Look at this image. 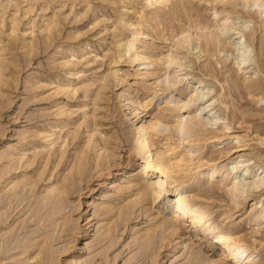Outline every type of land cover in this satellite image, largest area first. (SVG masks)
Listing matches in <instances>:
<instances>
[{
  "label": "rangeland",
  "instance_id": "374dc122",
  "mask_svg": "<svg viewBox=\"0 0 264 264\" xmlns=\"http://www.w3.org/2000/svg\"><path fill=\"white\" fill-rule=\"evenodd\" d=\"M134 1L0 0V264H234L216 242L222 232L264 264V187L229 193L246 183L230 174L233 163L264 168V0ZM247 21L255 60L240 69L232 32ZM198 80L215 109L198 101L180 110L193 96L188 81ZM181 117L203 124L182 136ZM139 134L154 157L180 164L156 202L138 203L148 186L161 190L135 146ZM104 153L107 165L97 160ZM176 189L216 230L185 213L179 221ZM53 195L64 200L51 203ZM161 217L178 219L177 234L159 231ZM152 227L162 235L144 248Z\"/></svg>",
  "mask_w": 264,
  "mask_h": 264
},
{
  "label": "bare ground",
  "instance_id": "6f19581e",
  "mask_svg": "<svg viewBox=\"0 0 264 264\" xmlns=\"http://www.w3.org/2000/svg\"><path fill=\"white\" fill-rule=\"evenodd\" d=\"M136 1V0H135ZM134 1V2H135ZM143 2L145 1L146 3V6L147 7H149V5L151 6V5H153V4H155V3H153L154 1L155 2H157V1H161V2H163L164 3V0H142ZM130 2H132V1H130ZM160 2V3H161ZM159 3V4H160ZM132 4V3H131ZM130 4V5H131ZM133 5V4H132ZM263 5V11H260V12H262V14H264V3L262 4ZM155 6V5H154ZM161 6V5H160ZM144 7V6H143ZM123 19V18H122ZM122 21V20H121ZM123 23V22H122ZM222 23V22H221ZM244 24L243 25H241L240 27L241 28H239V29H236L234 32H232L233 33V35H234V41H233V44H232V50H233V56H234V60H235V63L237 64V66L238 67H240V69H243V68H245V67H248V66H250L253 62H254V60H255V58H254V48H253V46H251L249 43H248V41L246 40V37H245V35L243 34V32L244 31H246L248 28H249V22L247 21V22H243ZM130 25V24H129ZM133 25V24H132ZM225 24L224 23H222L221 25H219L218 26V28H217V30H220L222 33L225 31ZM49 28V27H48ZM210 30V29H209ZM206 31V30H205ZM209 32V31H208ZM185 35V34H184ZM183 35V36H184ZM186 36V35H185ZM184 36V37H185ZM217 41V43L218 44H220V42H221V40L220 39H217L216 40ZM134 49V48H133ZM206 52V51H205ZM115 54V56L117 55L116 53H114ZM115 56L113 57V58H115ZM172 56V55H171ZM112 58V59H113ZM122 58V57H121ZM172 58V57H171ZM170 58V59H171ZM135 60H141V61H145V63H142V64H146V59L144 58V57H142L141 55H138V56H136L135 58H134ZM117 60V59H116ZM115 61V59H113V62ZM134 61V60H133ZM172 61H174V60H172ZM175 62V61H174ZM171 63V62H170ZM172 65V64H171ZM181 66V68H183L185 65H183V64H181L180 65ZM184 70V69H183ZM187 70V69H186ZM113 72V71H112ZM211 75V74H210ZM185 76H186V74H185ZM192 79V78H191ZM169 82V81H168ZM170 83V82H169ZM188 84L190 85V87L192 88V90H191V93L193 94V96L191 97V99H190V101L189 102H187V103H182V105L180 106V110H182V111H186V109L192 104V103H196V102H203L204 101V103H203V105H206V104H208L207 106H205L203 109H204V111H206L205 109H208V108H210V107H213L214 106V101H212L213 100V96L212 97H209V95H210V93H211V89L208 87V85H206L205 84V82L204 81H201V80H198L197 82H195V83H191V82H189L188 81ZM169 85V84H168ZM157 86V85H156ZM76 92V91H75ZM187 101V100H186ZM181 102V101H180ZM215 109V107H213L211 110H209V112H211V111H213ZM201 110V109H200ZM183 117V116H182ZM180 118V120H179V122H178V128H177V131L179 132V133H181L182 134V136H184V135H186V136H188L189 138L192 136V134H191V130L194 128V129H196V130H198V127H199V125H201V124H203V123H201V122H199V121H197V120H195V119H191V120H184L183 118ZM215 120H217V118L215 117ZM157 123H154L152 126H151V129H152V131H155L156 132V130L158 129V127H162V122H158V121H156ZM213 122H214V120L213 119H210V122H207L206 123V125H213ZM215 125V124H214ZM164 126V125H163ZM141 129H143V128H141ZM54 131V130H53ZM137 133V132H136ZM138 133H139V131H138ZM157 133V132H156ZM143 134V133H142ZM157 135V134H156ZM170 138V137H169ZM201 137H198L197 139H200ZM193 141V140H192ZM199 141V140H198ZM203 141H204V139H203ZM205 141H207V140H205ZM28 143V142H27ZM135 146L137 147V149H138V153H139V155L140 156H142V158H143V160L145 161V168L146 169H149L150 170V168H152V171H153V173H155L156 175H157V177H159V181H157V182H159L158 184H159V186H160V188H161V190L160 191H155L154 189H153V186L151 187V189L149 188V186H148V190L150 189L151 191H145V193L144 194H142V196L140 197V199L138 198V203H142V202H146V200H147V198L150 196L152 199H153V201H157V200H159L160 198H161V196H162V194H163V190L165 189V183L169 180H171L172 178L170 177V175L171 174H173V173H175V168L176 167H180V164H178V165H173L172 163H170V161L168 160V159H166V158H162V156L160 157L159 155H156L155 157L153 156V154L151 153V150H150V148H151V146H150V144H149V141H148V138H146V136H144V135H138V136H136V140H135ZM105 151V150H104ZM237 151H239V150H237ZM106 152V151H105ZM87 154V153H86ZM35 155H37V154H35ZM104 157H103V156ZM101 156L103 157H97V160L98 159H101V161H102V163H103V160H104V163H105V165H107V164H109L108 162H110V161H108V160H110V158L109 157H107V156H105V153L104 154H102ZM80 156V155H79ZM83 156V155H82ZM82 156L80 157V159H82ZM86 156V155H85ZM89 156V155H88ZM108 156H111L112 157V154L110 155V154H108ZM5 157H7V156H5ZM242 157V156H241ZM36 158V157H35ZM88 158L89 157H85L84 159H87L88 160ZM90 159V158H89ZM103 159V160H102ZM22 160V159H21ZM79 161V160H78ZM77 161V162H78ZM86 161V160H85ZM184 162L185 160H181V162ZM81 162V161H80ZM80 162H78V163H80ZM97 162H100V160L99 161H97ZM182 162V163H183ZM77 163V164H78ZM84 163V162H83ZM83 163H81V165H83V168H81V166L79 165V170H78V172H79V174H77V172H76V176H78L79 178H80V176L82 175L83 176V174L85 173H83V174H80V173H82V171H84L85 170V164H88L87 162L85 163V164H83ZM101 163V162H100ZM103 163V164H104ZM185 163H186V161H185ZM15 164H16V162H15ZM14 164V165H15ZM32 164H34V163H32ZM31 164V165H32ZM102 164V166H105V165H103ZM11 165H9V167H10ZM30 166V165H29ZM78 166V165H77ZM87 166V165H86ZM98 166V165H97ZM185 166V165H184ZM9 167H7V168H9ZM12 167V166H11ZM14 167V166H13ZM17 167V166H16ZM16 167H14V168H12L11 170H14L15 171V169H17ZM75 167H76V165H75ZM95 167V166H94ZM77 168V167H76ZM75 168V169H76ZM4 169H6V168H4ZM78 169V168H77ZM84 169V170H83ZM88 168H86V170H87ZM8 170V169H7ZM9 170H10V168H9ZM180 170H181V168H180ZM179 170V171H180ZM73 171V170H72ZM71 171V172H72ZM75 172H73V173H75ZM176 172H178V171H176ZM43 173V172H42ZM187 173V172H186ZM233 173H235L234 175L236 176V174H238V173H240L241 174V176L243 177V178H245L244 180L246 181V183H244V185L243 184H237V182L232 186V188L229 190V193H231V195L233 196L232 197V199L233 198H236L237 196L235 195V192H237L238 191V187L241 185V186H243L244 188H247V189H249V190H259V189H261V188H263L264 187V168H257V170H253L252 171V168H250V167H248V162L247 161H239V162H235V163H233L232 165H231V172H230V174H233ZM243 173V174H242ZM1 174V173H0ZM72 174V173H71ZM73 175V174H72ZM40 176H42L41 174H40ZM74 176V175H73ZM81 176V177H82ZM27 177V176H26ZM156 177V178H157ZM173 177V176H172ZM0 178H2V177H0ZM68 179L69 178H72V176H70L69 175V177H67ZM65 179L66 180V182H68V179ZM74 178V177H73ZM72 178V179H73ZM77 178V177H76ZM76 178L75 179H73V181L75 182V180H76ZM79 178H77V179H79ZM171 178V179H170ZM26 179V178H25ZM163 179V180H162ZM173 180V179H172ZM177 180V179H176ZM30 181V179L27 181V182H29ZM34 181V180H33ZM175 181V180H174ZM26 182V181H25ZM27 182H26V185L24 186V187H27ZM35 183H37L36 181H34ZM33 182V183H34ZM70 182H71V180H70ZM176 182V181H175ZM183 182V181H182ZM171 183V182H170ZM17 184V183H16ZM15 184V185H16ZM67 184H70V183H66V186H68ZM21 185V184H20ZM20 185H17V187L18 186H20ZM72 184H70V187H72L71 186ZM181 185V184H180ZM185 185V184H184ZM29 186H31V185H29ZM34 186V185H33ZM65 186V187H66ZM14 187H16V186H14ZM16 187V188H17ZM21 187V186H20ZM70 187H69V189H70ZM147 187V186H146ZM156 187V186H155ZM176 187V186H175ZM57 188V187H56ZM156 188H158V187H156ZM66 189H67V187H66ZM66 189H64L63 188V190L61 191V193L62 192H67L68 193V190H66ZM33 190V189H32ZM55 190V189H54ZM57 190V189H56ZM181 190V189H180ZM18 189H16V191L14 190V191H11L12 192V196H14V199H15V197H20V195H18L17 196V194H18ZM24 191V190H23ZM22 191V192H23ZM58 191V190H57ZM21 192V191H20ZM21 192V194H23ZM56 192V191H55ZM59 192V191H58ZM69 192H70V190H69ZM251 192V191H250ZM32 193H33V191H32ZM51 193H54V191H52ZM51 193H50V195H51ZM60 192H59V194H61ZM175 193V195H174V206H175V214H177L176 215V217L179 219V221H180V214H182V213H185V214H188L189 216H190V222H191V224H193V225H202V226H204V227H206L207 228V230L208 231H211V230H216V227L214 226V225H212L211 224V220L208 218V216L206 215V212H204V211H202V208H200V207H190L191 206V203H190V200H189V198H188V196L186 195L187 193H185L184 191H179L178 189H176V191L174 192ZM9 194H10V192H9ZM20 194V193H19ZM26 194V193H25ZM58 194V195H59ZM24 195V194H23ZM49 195V196H50ZM55 196H56V194H54ZM53 195V196H54ZM57 195V196H58ZM65 195V194H64ZM230 195V194H229ZM230 195V196H231ZM25 197H26V195H24ZM28 196V195H27ZM55 196L53 197V200L55 199ZM56 196V197H57ZM66 196H67V194H66ZM25 197H24V199H25ZM48 197V196H47ZM51 197V196H50ZM149 197V198H150ZM198 197V196H197ZM203 197V196H202ZM62 198V197H61ZM61 198L60 199H56V201H60L61 200ZM17 199V198H16ZM22 198H20V200H21ZM48 199H50L49 197H48ZM51 199H52V197H51ZM151 199V200H152ZM53 200H50L51 201V203L53 202H56L55 200L53 201ZM62 200H64V196H63V198H62ZM235 200V199H234ZM49 201V200H48ZM62 202V201H61ZM61 202H59V203H61ZM135 204L137 203V201H133ZM50 203V202H49ZM132 205H133V203H132ZM47 208V207H46ZM124 208H126V206L124 207ZM127 209V208H126ZM132 210V209H131ZM129 211V210H128ZM127 211V212H128ZM121 212H122V210H121ZM50 213V212H49ZM129 213V212H128ZM126 214V213H125ZM124 214V215H125ZM119 216H120V214H119ZM126 216V215H125ZM124 217V216H123ZM158 219V218H157ZM157 219H155L156 220V222H157V228H160V230L159 231H161V229H166V226H168V230H170V231H172L173 233H171V234H173V235H175V234H177L176 233V229L179 227V221H178V219L176 220H174V219H172L171 221H169V220H165L163 217H161L159 220H157ZM258 219L259 220H261V219H263V216H259L258 217ZM3 222H2V220H1V217H0V224H2ZM67 223V222H66ZM64 225V224H63ZM115 225H117V224H115ZM2 226V225H1ZM181 228V227H180ZM185 228V227H184ZM168 230H167V232H168ZM220 230V229H219ZM165 231V230H164ZM163 231V232H164ZM230 231V230H229ZM108 233H110V232H108ZM107 233V234H108ZM158 233L159 232H157V229L156 228H150L149 230H147L146 231V233L143 235V238H146L145 240H143V243H144V245H143V243H142V245H143V247L145 248L146 246L148 247L150 244L152 245V243L154 242L155 243V241H156V238H159L158 237ZM207 233V232H206ZM214 233V232H213ZM160 234V233H159ZM8 235V234H7ZM6 235V236H7ZM12 235V234H11ZM11 235H9V236H11ZM160 235H162V234H160ZM159 235V236H160ZM13 236V235H12ZM12 236H11V238H12ZM145 236V237H144ZM5 237V236H4ZM14 237H15V235H14ZM7 238H8V236H7ZM6 238V239H7ZM10 238V239H11ZM161 238H163V237H161ZM216 238V242L217 243H219V244H221V246L223 247V249H225V252H228V255H227V257H229V258H231V260L233 261V263L234 264H252V261H253V258H252V256L250 255V254H248V249H247V247H246V244L244 243V240H243V238H241V237H239V236H237V235H233L232 236V234H228V233H224V232H222V233H218V235L215 237ZM14 239V238H13ZM15 240V239H14ZM43 242L45 243V245L46 246H44L43 247V249L41 250V253H38V254H41V255H43L44 253L43 252H45V254L48 252V249H47V245L48 244H50V242H51V240H52V237H49V235L44 239L43 238ZM141 240V241H142ZM155 240V241H154ZM159 240V239H158ZM13 241V240H12ZM16 241V240H15ZM8 242V240L5 242V243H7ZM43 242L41 243L40 242V244H43ZM9 243H10V241H9ZM153 243V244H154ZM14 244H15V242H14ZM13 244V245H14ZM52 244V243H51ZM10 246H11V243L9 244ZM44 245V244H43ZM6 246H8V244H6ZM34 245L32 244V245H30L28 248H27V251L26 252H28L32 247H33ZM37 246V245H36ZM51 247H52V245L49 247L50 249H51ZM146 247V248H147ZM9 248V247H8ZM39 249V251H40V248H38ZM148 249H149V247H148ZM147 249V250H148ZM146 250V249H145ZM31 251V250H30ZM43 253V254H42ZM64 253V252H63ZM37 254V255H38ZM52 255V254H51ZM40 256V255H39ZM47 257H48V254L46 255ZM225 256V255H224ZM40 258H42L41 259V261L44 259V260H46L45 258H43V256H41ZM255 259V258H254ZM48 260V259H47ZM29 261V260H28ZM27 261V262H28ZM37 261V260H36ZM195 261V260H194ZM193 261V262H194ZM198 261H200V259L198 260ZM198 261H196V262H198ZM44 262V261H43ZM46 263V262H45ZM49 263V262H48ZM214 263V262H213ZM71 264H74V262H71ZM189 264V263H188ZM215 264V263H214Z\"/></svg>",
  "mask_w": 264,
  "mask_h": 264
}]
</instances>
